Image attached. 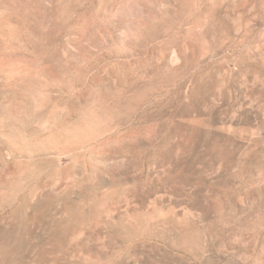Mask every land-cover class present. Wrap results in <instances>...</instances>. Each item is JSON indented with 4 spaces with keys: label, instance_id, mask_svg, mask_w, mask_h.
Returning a JSON list of instances; mask_svg holds the SVG:
<instances>
[{
    "label": "rangeland",
    "instance_id": "1",
    "mask_svg": "<svg viewBox=\"0 0 264 264\" xmlns=\"http://www.w3.org/2000/svg\"><path fill=\"white\" fill-rule=\"evenodd\" d=\"M0 264H264V0H0Z\"/></svg>",
    "mask_w": 264,
    "mask_h": 264
}]
</instances>
